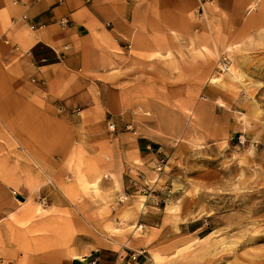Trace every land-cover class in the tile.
<instances>
[{
  "label": "rangeland",
  "instance_id": "374dc122",
  "mask_svg": "<svg viewBox=\"0 0 264 264\" xmlns=\"http://www.w3.org/2000/svg\"><path fill=\"white\" fill-rule=\"evenodd\" d=\"M209 1L192 17L191 66L167 51L143 67L111 39L117 81L84 66L74 101L0 91L19 133L0 134V179L20 207L9 218L49 264H264V0L231 1L235 17ZM127 131L141 157L131 141L114 150Z\"/></svg>",
  "mask_w": 264,
  "mask_h": 264
},
{
  "label": "crops",
  "instance_id": "0c3cea01",
  "mask_svg": "<svg viewBox=\"0 0 264 264\" xmlns=\"http://www.w3.org/2000/svg\"><path fill=\"white\" fill-rule=\"evenodd\" d=\"M202 1L0 0V91L6 92L4 96L22 98L26 105H31L28 99L32 97L33 86L48 97L63 96L74 101L82 87V78L75 74L81 67H94L97 81L119 80L112 70L119 65L121 57L112 54V40L125 58L133 56L143 67L158 66L161 59L155 56L167 51L172 56L168 58L171 66H191L188 52L191 43L187 37L193 32L192 17L203 6ZM231 1L217 0L222 11L235 17L228 10ZM254 17L255 21L264 23V15L255 13ZM131 51H135V58ZM184 89L192 90L189 85ZM84 94L88 90L81 92ZM4 104L0 100V134L2 126L8 125L10 132L18 135L8 113L1 109ZM11 112H16L14 105ZM112 135L114 150L120 154L123 153L120 146H128V141L139 157L147 150V144L138 141L132 132H112ZM127 169L118 177L122 187L123 173L137 172L136 167ZM12 191L0 179V264H49V253L32 250V235L22 234L21 228L10 220V213L20 208ZM9 225L14 231L18 229L15 234L8 232ZM110 244L106 240L99 243L106 248Z\"/></svg>",
  "mask_w": 264,
  "mask_h": 264
},
{
  "label": "built area",
  "instance_id": "2783aa9c",
  "mask_svg": "<svg viewBox=\"0 0 264 264\" xmlns=\"http://www.w3.org/2000/svg\"><path fill=\"white\" fill-rule=\"evenodd\" d=\"M109 126H110L111 129H114V124H110Z\"/></svg>",
  "mask_w": 264,
  "mask_h": 264
},
{
  "label": "water",
  "instance_id": "95a60500",
  "mask_svg": "<svg viewBox=\"0 0 264 264\" xmlns=\"http://www.w3.org/2000/svg\"><path fill=\"white\" fill-rule=\"evenodd\" d=\"M17 198L22 199V196H19V195H18Z\"/></svg>",
  "mask_w": 264,
  "mask_h": 264
}]
</instances>
